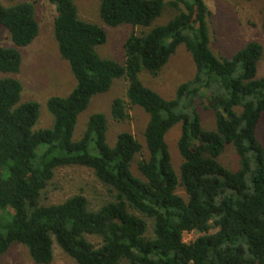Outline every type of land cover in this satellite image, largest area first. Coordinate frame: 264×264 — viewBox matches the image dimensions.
<instances>
[{
    "label": "trees",
    "instance_id": "obj_1",
    "mask_svg": "<svg viewBox=\"0 0 264 264\" xmlns=\"http://www.w3.org/2000/svg\"><path fill=\"white\" fill-rule=\"evenodd\" d=\"M48 1L55 9L58 52L76 83L67 95L47 99L52 127L34 129L38 103L20 102L21 83L0 78V255L21 243L34 262L48 264L55 242L76 264H264V153L256 134L264 112V77H256L262 45L250 41L230 58L218 57L208 46L211 12L204 0H169L178 13L146 33H130L119 63L98 55L105 30L81 19L74 0ZM163 4L100 0L99 17L109 27H147ZM0 25L13 44L0 46V72L15 74L19 49L39 32L34 6L0 2ZM261 28L264 34V0ZM180 44L190 52L195 73L173 98L164 99L138 75L142 69L157 75ZM120 77L127 100L111 101L113 120L127 118V105L148 114L147 157L136 161L139 175L132 163L141 143L122 131L108 145L103 113H92L82 135L72 138L91 97ZM200 106L213 111L215 129L201 127ZM177 123L178 175L164 138ZM227 145L237 154L235 169L218 159ZM73 165L90 169L111 199L96 210L82 193L42 205L41 193L55 169ZM178 186L186 198L176 192ZM191 231L199 235L183 241V233ZM87 235L101 242L95 245Z\"/></svg>",
    "mask_w": 264,
    "mask_h": 264
},
{
    "label": "rangeland",
    "instance_id": "obj_2",
    "mask_svg": "<svg viewBox=\"0 0 264 264\" xmlns=\"http://www.w3.org/2000/svg\"><path fill=\"white\" fill-rule=\"evenodd\" d=\"M23 1L30 2L34 6L39 32L29 45L19 49L21 54L19 71L15 74L0 72V78L14 77L21 83L20 102L35 101L38 103L39 112L34 129L50 128L53 125V116L47 109V99L51 96L67 95L75 86L76 81L67 61L59 54L53 37L54 6L48 0H0L3 5ZM168 2L169 0H163L161 14L147 27H133L129 24L109 27L99 17L100 0H74L81 19L96 23L105 30V43L96 47L98 55L119 63L124 60L123 43L130 33H146L155 26L165 24L178 13V10L171 7ZM204 2L211 12L208 23L209 49L218 57L230 58L234 52L248 42H259L262 45V53L257 63L256 77H264V34L261 28L263 0H204ZM0 46L13 47L7 29L1 25ZM194 73L195 65L192 56L186 47L180 44L157 75H151L142 69L138 77L144 86L156 91L164 99H171L178 85L192 78ZM125 87L126 80L120 77L112 81L108 91L92 96L87 108L77 117L72 138L76 140L82 135L88 117L92 113H103L108 123L106 132L108 145H114L117 134L122 131L130 132L141 143V153L132 163L133 172L139 175L136 161L147 157L143 132L148 121V114L137 105H127L128 116L125 120L117 122L110 115V104L114 98L120 97L127 100ZM198 112L201 127L205 130L215 129L213 111L200 106ZM256 134L264 153V112L259 120ZM179 135L180 123H177L167 131L164 137L171 165L177 175L181 163V156L177 149ZM218 159L230 169L237 168L238 157L231 145L226 146ZM176 192L186 198L182 187L178 186ZM77 193H82L87 198L88 208L92 210L98 209L103 202L112 197L90 169L73 165L55 169L54 176L42 191L39 201L42 205L60 203ZM198 235L192 231L184 232L183 241H192ZM86 238L95 245L101 242L100 238L94 235H87ZM52 249L53 258L48 264H76L55 242L52 244ZM0 264L38 263L31 259L23 244L12 243L0 255Z\"/></svg>",
    "mask_w": 264,
    "mask_h": 264
}]
</instances>
